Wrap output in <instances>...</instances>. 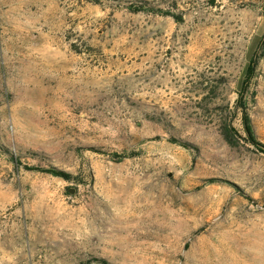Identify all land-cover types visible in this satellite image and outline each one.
<instances>
[{"label":"rangeland","instance_id":"1","mask_svg":"<svg viewBox=\"0 0 264 264\" xmlns=\"http://www.w3.org/2000/svg\"><path fill=\"white\" fill-rule=\"evenodd\" d=\"M262 37L264 0H0V264H264Z\"/></svg>","mask_w":264,"mask_h":264},{"label":"trees","instance_id":"2","mask_svg":"<svg viewBox=\"0 0 264 264\" xmlns=\"http://www.w3.org/2000/svg\"><path fill=\"white\" fill-rule=\"evenodd\" d=\"M142 3H146V1L142 2ZM130 9L134 12L141 11V10H145V11L149 10V8L147 6H145L144 4H138L135 6L132 5V6H130ZM260 41H261V43H264L263 42L264 37H262ZM255 67H256V59L252 58L250 60V62L248 63L245 71H244L243 80L241 81L240 89L238 90L237 102H238L239 107L242 110L243 131L245 134L244 139L246 141L250 142L257 150L264 153V143L259 141L253 134V131H252L251 125H250V119H249V116L247 114V111L245 108V102H244V95H245V92L249 86L250 79L252 78V75L255 71ZM221 133H222L223 137L232 145H235L236 143H238V138L241 137V134L238 133V131L233 126V124L231 123L230 120L223 123ZM179 143H181L182 145H184L186 147H190V144L186 141H180ZM27 169H39V168L27 167ZM43 171L49 172L51 174H54V175L59 176V177L64 178V179H69L71 177L70 173H67L66 171L61 170V169L56 168V167H51V168L45 169ZM99 261L103 264H108L104 259H99Z\"/></svg>","mask_w":264,"mask_h":264}]
</instances>
